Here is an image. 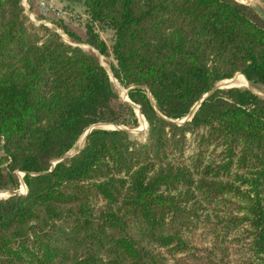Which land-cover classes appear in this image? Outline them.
I'll return each instance as SVG.
<instances>
[{"label": "trees", "instance_id": "16d2710c", "mask_svg": "<svg viewBox=\"0 0 264 264\" xmlns=\"http://www.w3.org/2000/svg\"><path fill=\"white\" fill-rule=\"evenodd\" d=\"M101 62L0 0V264H264V25L235 0H72ZM259 18V17H258ZM67 34L72 33L62 26ZM127 115H124V114ZM92 129L85 146L72 151ZM19 173L24 174L23 180Z\"/></svg>", "mask_w": 264, "mask_h": 264}, {"label": "rangeland", "instance_id": "374dc122", "mask_svg": "<svg viewBox=\"0 0 264 264\" xmlns=\"http://www.w3.org/2000/svg\"><path fill=\"white\" fill-rule=\"evenodd\" d=\"M235 1L253 7L255 9V13L259 17L256 18L258 23L264 25V0ZM23 5L25 6L26 12L28 13L31 21H33L35 24L48 25L50 28L56 30L62 36L64 41L74 46H80L84 51L94 55L101 62V64L107 69L110 75L113 89L117 94V99L115 100L114 105L117 109H119L120 112H123V110L118 107L119 104L123 102L132 104L128 97L129 89L124 87L113 73V66H116V59L112 52L113 44L115 42V35L111 29L99 24H92L93 31L99 35V37L105 42L108 48V54L102 55L91 42V38L88 32L89 21L85 14V8L82 3L72 0H23ZM62 26H65L72 33V36L67 34ZM238 76L242 77V74H237L233 78H231L233 79L231 81H234L233 83L231 81L224 80L217 84V86H219V89L225 90L229 89L228 87L230 86L237 88H246L264 98V86L254 85L247 80V85H238V82L235 81ZM243 78L246 79L244 76ZM133 106L139 122L137 128H130L116 124L95 126V128L128 129L131 133L136 134L139 139L145 140L147 137L149 124L141 114L140 107L138 105ZM124 115L127 114L125 113ZM187 118L179 120L177 122L183 123L185 120H187ZM84 137L85 133L78 140L75 148L65 155L67 157L66 159L74 156L83 146H85L86 141ZM57 160L58 159H55L51 162L52 166H54ZM19 175L23 180L24 174L19 173ZM19 192H23V194L27 192V186L24 182L22 183ZM8 195V191H0V199L9 198Z\"/></svg>", "mask_w": 264, "mask_h": 264}, {"label": "water", "instance_id": "95a60500", "mask_svg": "<svg viewBox=\"0 0 264 264\" xmlns=\"http://www.w3.org/2000/svg\"><path fill=\"white\" fill-rule=\"evenodd\" d=\"M228 88H233V86H230V87H228ZM217 89H219V86H216L211 92L205 94V95L201 98V100L195 105V107H193L191 113L189 114V118H187V119H192V117H193L194 113L196 112L197 108H198V107H199V106H200V105L206 100V98H207V97H208L213 91H215V90H217ZM105 125H107V124H98V125H95V126H105ZM95 126H93V128H95ZM91 130H92V129H89V130L85 133V137H84V138H85V141H86V138H87L88 134L91 132ZM85 141H84V142H85ZM83 147H84V146H83ZM83 147H82L80 150H82ZM80 150H79V151H80ZM79 151H78V152H79ZM66 158H67V157L64 156L63 158L57 160V161L55 162V164L58 163V162L64 161ZM55 164H54V166H55ZM8 193H9L8 197H10V196H12V195H15L16 193H20V194L22 193V194H23V192H19V191L8 192Z\"/></svg>", "mask_w": 264, "mask_h": 264}, {"label": "bare ground", "instance_id": "6f19581e", "mask_svg": "<svg viewBox=\"0 0 264 264\" xmlns=\"http://www.w3.org/2000/svg\"><path fill=\"white\" fill-rule=\"evenodd\" d=\"M231 80H233V79L226 80V81H231ZM226 81H225V82H226ZM235 81L238 82V85H247V84H248V82L246 81V79L243 78V76H242V77H241V76H238L237 79H236ZM231 82L233 83L234 81H231ZM237 82H236V83H237ZM229 85H231V84H229Z\"/></svg>", "mask_w": 264, "mask_h": 264}]
</instances>
